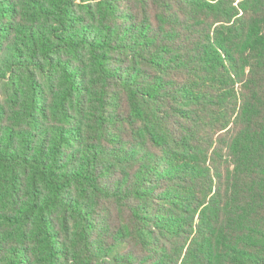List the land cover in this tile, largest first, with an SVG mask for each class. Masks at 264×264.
I'll list each match as a JSON object with an SVG mask.
<instances>
[{
  "label": "trees",
  "instance_id": "16d2710c",
  "mask_svg": "<svg viewBox=\"0 0 264 264\" xmlns=\"http://www.w3.org/2000/svg\"><path fill=\"white\" fill-rule=\"evenodd\" d=\"M0 264H264V0H0Z\"/></svg>",
  "mask_w": 264,
  "mask_h": 264
}]
</instances>
